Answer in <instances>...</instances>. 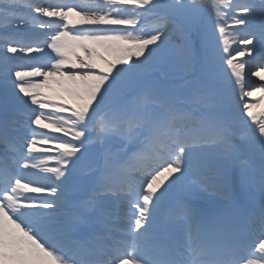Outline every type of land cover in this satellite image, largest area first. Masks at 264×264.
I'll return each mask as SVG.
<instances>
[{
  "label": "snow or ice",
  "instance_id": "snow-or-ice-1",
  "mask_svg": "<svg viewBox=\"0 0 264 264\" xmlns=\"http://www.w3.org/2000/svg\"><path fill=\"white\" fill-rule=\"evenodd\" d=\"M256 93L264 0H0V264H264Z\"/></svg>",
  "mask_w": 264,
  "mask_h": 264
},
{
  "label": "rangeland",
  "instance_id": "rangeland-1",
  "mask_svg": "<svg viewBox=\"0 0 264 264\" xmlns=\"http://www.w3.org/2000/svg\"><path fill=\"white\" fill-rule=\"evenodd\" d=\"M102 49L106 50V48H101L100 52L103 53V55H101V56H103L106 60H115L116 54H114V53H112L110 51L102 50ZM99 57H100V55L98 54V52H93L91 59L96 64H98L101 69H106L107 65L105 64L104 60H101ZM87 59H88V57H87ZM252 80H253V77H252ZM64 82H66V83L61 84L63 87L61 85H57L56 88L60 91V95L61 96H65L69 100V103L71 104L72 103V98L69 96L68 93L67 94L64 93V89H65L64 85L68 84V88H75L76 85H73L71 82H68V81H64ZM249 83H251V78H250V82ZM255 83L259 84L260 82L256 81ZM247 99L250 102H253V103H256L258 101L259 104L261 105V107H254L252 109L253 112H255L258 115V118H259V113L261 112L262 109H264V100H259V93H256L254 97L247 98Z\"/></svg>",
  "mask_w": 264,
  "mask_h": 264
},
{
  "label": "bare ground",
  "instance_id": "bare-ground-1",
  "mask_svg": "<svg viewBox=\"0 0 264 264\" xmlns=\"http://www.w3.org/2000/svg\"><path fill=\"white\" fill-rule=\"evenodd\" d=\"M85 2L93 3V2H95V0H85ZM70 19L73 21V23H76L77 26H81L79 23L81 21L80 17L72 16V17H70ZM69 42H72V41H69ZM74 44H75V42H74ZM91 47L93 48V50H95L96 48H99L102 46L101 45H91ZM246 68H247V66H246ZM42 91H44L45 93L50 94V95H60V91L56 88V85H54V84L51 86H46Z\"/></svg>",
  "mask_w": 264,
  "mask_h": 264
}]
</instances>
